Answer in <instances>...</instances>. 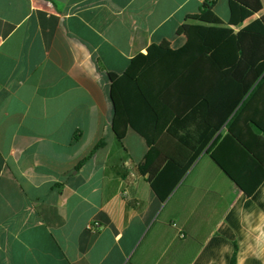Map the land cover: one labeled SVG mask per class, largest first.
Wrapping results in <instances>:
<instances>
[{
    "label": "crops",
    "instance_id": "0c3cea01",
    "mask_svg": "<svg viewBox=\"0 0 264 264\" xmlns=\"http://www.w3.org/2000/svg\"><path fill=\"white\" fill-rule=\"evenodd\" d=\"M201 5L0 0V264H264V134L255 159L222 126L159 200L115 109L108 73L181 46ZM213 10L227 23L228 0Z\"/></svg>",
    "mask_w": 264,
    "mask_h": 264
},
{
    "label": "trees",
    "instance_id": "16d2710c",
    "mask_svg": "<svg viewBox=\"0 0 264 264\" xmlns=\"http://www.w3.org/2000/svg\"><path fill=\"white\" fill-rule=\"evenodd\" d=\"M216 2L202 0L178 26L186 37L181 46L152 43L123 72L108 73L116 112L149 146L140 169L149 172L159 200L222 126L257 159V134H264V14L256 16L262 4L228 0L225 23L213 10ZM116 138L121 143L122 132ZM158 159L164 165L152 168Z\"/></svg>",
    "mask_w": 264,
    "mask_h": 264
},
{
    "label": "built area",
    "instance_id": "2783aa9c",
    "mask_svg": "<svg viewBox=\"0 0 264 264\" xmlns=\"http://www.w3.org/2000/svg\"><path fill=\"white\" fill-rule=\"evenodd\" d=\"M122 195H123V196H126V195H127L126 191H123V192H122Z\"/></svg>",
    "mask_w": 264,
    "mask_h": 264
},
{
    "label": "rangeland",
    "instance_id": "374dc122",
    "mask_svg": "<svg viewBox=\"0 0 264 264\" xmlns=\"http://www.w3.org/2000/svg\"><path fill=\"white\" fill-rule=\"evenodd\" d=\"M220 8V7H219Z\"/></svg>",
    "mask_w": 264,
    "mask_h": 264
}]
</instances>
